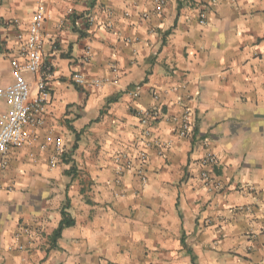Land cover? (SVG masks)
<instances>
[{
  "label": "crops",
  "instance_id": "0c3cea01",
  "mask_svg": "<svg viewBox=\"0 0 264 264\" xmlns=\"http://www.w3.org/2000/svg\"><path fill=\"white\" fill-rule=\"evenodd\" d=\"M41 3L51 99L0 172V264H264V0H0V86Z\"/></svg>",
  "mask_w": 264,
  "mask_h": 264
},
{
  "label": "built area",
  "instance_id": "2783aa9c",
  "mask_svg": "<svg viewBox=\"0 0 264 264\" xmlns=\"http://www.w3.org/2000/svg\"><path fill=\"white\" fill-rule=\"evenodd\" d=\"M167 0H155V10L158 14H162ZM200 12V23L206 24V10L204 5ZM147 15V14H145ZM46 20V7L41 3L34 11L33 18L29 24L26 35L20 33L18 38L22 43V52L25 56V63H16L13 69V79L11 84L0 86V97L3 98L8 110L4 115L2 125L0 127V172L5 171L9 166L8 155L14 149L22 148L32 143V135L29 131L30 125L37 126L42 123L41 114L44 111L45 105L51 99V93L48 85V78L51 73V67L46 63L44 58V40H43V24ZM111 28L110 23L105 24ZM24 70L35 74V88L37 89L36 97L33 98L32 83L24 75ZM72 82L79 88L86 89L102 84L100 79H92L85 73L77 70L72 73ZM133 97H138L140 92L137 88L129 91ZM157 98V94H154ZM150 113H146L143 118V123L148 122ZM38 116V117H37ZM178 133L180 136H187L193 132L195 125L194 113L190 109H186L185 113L179 120ZM146 134L149 131L146 130ZM154 142L160 147H166L168 143L162 139L156 138ZM63 149L60 141H57L54 146V154L50 158L51 166H56L59 163L60 155ZM144 160H147L146 155L142 154ZM217 161L215 155H208L202 162L203 166H213ZM200 180L209 190L220 189L222 184L214 179L212 173L208 169H203L199 173ZM241 210L249 209L241 206Z\"/></svg>",
  "mask_w": 264,
  "mask_h": 264
},
{
  "label": "trees",
  "instance_id": "16d2710c",
  "mask_svg": "<svg viewBox=\"0 0 264 264\" xmlns=\"http://www.w3.org/2000/svg\"><path fill=\"white\" fill-rule=\"evenodd\" d=\"M62 221L58 227V229L54 232V239H56L57 237H59V235L61 234L62 230L66 227L69 226H73L75 224L74 220L70 217V215H68V213L65 211V209L62 210Z\"/></svg>",
  "mask_w": 264,
  "mask_h": 264
}]
</instances>
